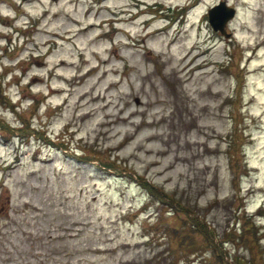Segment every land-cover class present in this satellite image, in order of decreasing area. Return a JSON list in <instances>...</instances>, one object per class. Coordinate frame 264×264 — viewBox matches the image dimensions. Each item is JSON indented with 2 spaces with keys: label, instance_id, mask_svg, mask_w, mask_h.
<instances>
[{
  "label": "rangeland",
  "instance_id": "374dc122",
  "mask_svg": "<svg viewBox=\"0 0 264 264\" xmlns=\"http://www.w3.org/2000/svg\"><path fill=\"white\" fill-rule=\"evenodd\" d=\"M218 1L0 0V264H264V0Z\"/></svg>",
  "mask_w": 264,
  "mask_h": 264
},
{
  "label": "water",
  "instance_id": "95a60500",
  "mask_svg": "<svg viewBox=\"0 0 264 264\" xmlns=\"http://www.w3.org/2000/svg\"><path fill=\"white\" fill-rule=\"evenodd\" d=\"M234 11L233 6L227 5L225 1H220L208 8V21L214 29H218L223 34H228L225 31V24L234 15Z\"/></svg>",
  "mask_w": 264,
  "mask_h": 264
},
{
  "label": "trees",
  "instance_id": "16d2710c",
  "mask_svg": "<svg viewBox=\"0 0 264 264\" xmlns=\"http://www.w3.org/2000/svg\"><path fill=\"white\" fill-rule=\"evenodd\" d=\"M184 235H186V234H183L182 236H184ZM180 243H182V244H185V240L184 239H182L181 241H180ZM248 264H254V261H249V263ZM256 264V263H255Z\"/></svg>",
  "mask_w": 264,
  "mask_h": 264
}]
</instances>
